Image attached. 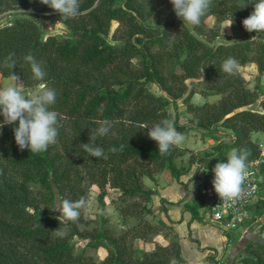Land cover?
<instances>
[{
  "label": "trees",
  "instance_id": "obj_1",
  "mask_svg": "<svg viewBox=\"0 0 264 264\" xmlns=\"http://www.w3.org/2000/svg\"><path fill=\"white\" fill-rule=\"evenodd\" d=\"M248 2L212 0L200 24L189 28L176 17L170 0H79V15L67 19L40 0H0V12L13 5L30 10L0 26V75L11 77L14 73L28 86H37L25 60L32 54L47 73V86L56 90L52 109L58 113L59 132L55 144L44 152L32 153L16 145L15 124L0 128V264H175L161 245L152 252L134 255L132 239L147 238L139 228L141 222L150 228L145 220L139 219L130 231L115 234L106 228L84 231L76 221L59 223L51 211L58 200L83 197L85 179L99 185L101 201L107 184L123 196L148 201L151 192L141 187L137 172L146 163L167 169L178 179L184 170L174 162L176 146L170 154L161 155L145 126L171 118L166 107L180 97L193 117L186 123L173 119L179 132L197 130L214 136L211 127L216 123L232 132L230 141L214 146L216 153L209 159L213 166L226 161L234 148L249 151L247 166L260 157L261 149L250 133L264 129V100L260 102L262 111L246 108L258 96L245 85L237 66L254 63L262 74L264 40L241 36L215 44L210 42L211 36L201 37H207L210 30L205 23L209 16L233 19L243 29L242 20L251 11L250 4L244 7ZM53 21L63 23L70 34H45L44 26ZM10 54L14 69L5 67ZM229 57L237 61L232 73L222 67ZM199 77L203 83L200 92L219 94L217 102L189 101L194 90L185 94L186 79ZM148 82L165 94L153 93ZM103 119L113 121L114 126L107 135L91 139L98 127L96 121ZM86 143L102 147L104 155L91 157L84 149ZM261 158L259 170L264 176ZM204 204L198 192L183 208L192 219H200L199 208ZM261 205L264 199L255 204L252 220L264 212ZM126 208L119 207L123 217L127 216ZM160 224L165 226L162 220ZM86 233V247L106 249L102 259L96 260L86 248L76 250L74 237L82 238ZM172 242L176 247L172 256L179 259V244ZM244 250V255L228 264H264V242L249 240Z\"/></svg>",
  "mask_w": 264,
  "mask_h": 264
},
{
  "label": "rangeland",
  "instance_id": "obj_2",
  "mask_svg": "<svg viewBox=\"0 0 264 264\" xmlns=\"http://www.w3.org/2000/svg\"><path fill=\"white\" fill-rule=\"evenodd\" d=\"M254 2V0H253ZM250 13L253 11V5L250 4ZM30 11L27 8H23L21 6L13 5L4 8L0 12V26L10 23L15 17L25 16V14ZM231 20H216L214 16H209L205 19V23L210 29L206 31L208 39L210 36L211 43H227L233 41L237 37L245 36V37H253L257 36V38H261L264 40V33H255L248 32L244 28H240L235 21H233L230 27H227ZM116 23H114V26ZM188 26V25H187ZM192 28V26H189ZM44 33L55 35L57 37H63L70 34L69 29L59 21H53L44 26ZM216 33L217 35L213 36ZM110 37V35H109ZM237 71L244 78L245 85L249 89H255L257 93V99L246 106V108H250L253 110L262 111V107L260 106V102L264 100V74L258 73L256 69L251 66V63H247L246 65L237 66ZM20 77V76H19ZM21 78V77H20ZM22 79V78H21ZM202 77L186 79L187 83V94L190 90H194L193 94L190 96L189 101L194 104H204L217 102L219 99V94L205 92L201 93L200 90L203 87V83H201ZM23 80V79H22ZM12 83L11 77H3L0 75V86H5ZM24 87L26 89H34L36 86H28L23 80ZM148 88L155 94H165V92L160 89L156 84L148 82ZM167 113L170 115L172 119L177 117L178 122L186 123V121L193 117V114L186 111V103L183 102V97L178 98L174 104H169L166 107ZM212 130L214 136L211 134L202 133L197 130H184L181 133L184 134L185 140L179 146H176L177 152L174 156L175 164L181 169L183 172L179 176L180 179L179 185H185V188L191 195L189 197L195 196L198 192L201 193L202 198L206 201L208 198L206 193H202L204 188H209L212 186L211 180L214 178V173L209 171L212 169L213 163L209 160L215 153L214 146L218 143L228 142L231 140L232 132L225 126L220 124H213ZM258 132V133H255ZM250 133V138L256 142L261 151L264 152V129L260 131H255ZM253 135H256L255 137ZM263 155V154H262ZM264 157V156H263ZM204 158V161L200 162V159ZM263 164V162H262ZM146 167L143 169H138L137 172L139 174L140 185L144 190H149L150 196L149 200L145 201L144 198H139L135 195H126L123 196L121 191L118 188L110 187L108 184L105 187V195L103 196V201L99 200L100 188L96 183H91L89 179H85V194L84 198L88 200V206L86 208L81 209L80 218L76 221L78 227L83 229L84 231H91L93 228L98 231L102 228H106L112 233L119 234L121 231L128 230L133 227L139 219L147 221L150 225V228H147V225H143L144 222L139 224V228L143 229L146 232L145 239L143 241L153 240L155 243V247L159 245L158 241L166 242V245L163 247L167 248V254L170 256V260H172L175 264H186L185 260H182L181 257L179 259L177 257L172 256L173 251L176 248L172 241H176L179 244L178 238H174L176 231H172L168 229V225L162 226L160 224V220L166 216V207L164 203L167 200L161 197L160 192L158 190L159 185H164L162 189L165 188L166 185L170 184L172 180H175L173 176L170 175V172L164 168H155L151 163H146ZM197 165L204 166L201 168H197V170L192 173V170ZM264 167V164H263ZM147 172L150 173V177L147 176ZM173 177V178H172ZM168 182H165V180ZM177 179V178H176ZM211 185V186H210ZM213 187V186H212ZM262 196L264 198V190L262 192ZM184 198H188L185 196ZM189 198V199H190ZM188 199V200H189ZM183 200V199H182ZM179 200L175 202V204H181V209L183 204L186 201ZM132 203H136V207L132 208ZM173 204V205H175ZM128 207L127 216L123 217L120 214L119 207ZM263 209V205H261ZM147 209H150V212H147ZM52 209L51 213L57 216L60 215L58 211H54ZM140 210L145 212H140ZM167 218V217H166ZM163 221V220H162ZM165 223V222H164ZM150 229V230H148ZM241 228H238L240 230ZM245 229L250 231L247 234L248 240L261 241L264 242V212L262 215L257 218L256 221H253L248 227ZM61 232H65L64 229H61ZM230 232V231H229ZM232 232V231H231ZM158 235L160 236L158 238ZM131 238V237H129ZM134 237L132 239V247L135 249L134 255H142L144 250L138 249L135 246ZM75 239V248L76 250H80L82 248H86V251L92 254L96 260H100L106 254V249L103 246L94 247H86V243L89 239V235L86 233L82 238ZM242 242L240 245L234 242V238L227 241L225 244L224 250L227 251V254L230 253L231 256L228 258L223 252L220 255L218 260H213L207 262H203L201 264H228L233 259L240 257L245 254L244 247L247 241ZM180 246V245H179ZM155 250V249H154Z\"/></svg>",
  "mask_w": 264,
  "mask_h": 264
},
{
  "label": "clouds",
  "instance_id": "obj_3",
  "mask_svg": "<svg viewBox=\"0 0 264 264\" xmlns=\"http://www.w3.org/2000/svg\"><path fill=\"white\" fill-rule=\"evenodd\" d=\"M212 0H170L176 17L182 24L197 26L210 9ZM40 3L47 5L59 16L74 18L79 15V0H40ZM248 4L253 5V11L242 20L244 29L248 32L264 33V0H249ZM243 7V8H244ZM233 19L227 27H230ZM253 36L252 39H256ZM12 55L5 60V67H15ZM25 60L30 64L33 79L37 86L34 89H26L23 80L12 73V83L0 86V116L3 117L0 128L4 125H16L13 127L14 140L20 150L27 149L32 153H40L47 150L49 145L55 144L58 137V113L52 109L56 103V90L47 86L46 75L42 64L32 54H28ZM237 61L229 57L223 62V70L232 73L235 70ZM204 70V69H203ZM202 70V72H203ZM98 127L92 131L91 139L103 137L109 133L114 122L108 119L96 121ZM148 129V137L158 145V152L161 155L170 154L173 146H179L185 140L183 133L176 128L175 121L171 118H164L153 124ZM84 149L91 157H102L104 149L94 143L83 144ZM115 151V149H111ZM247 149H232L228 152L226 161H218L212 168L214 179L213 188L220 198L225 202L234 203L242 198L244 194L243 184L247 177ZM204 166L197 165L193 168ZM88 200L81 197L72 201L69 199L58 200L54 211L60 215L57 217L67 223L77 221L80 218L81 209L88 206ZM58 229V228H57ZM56 229V230H57ZM54 230V231H56Z\"/></svg>",
  "mask_w": 264,
  "mask_h": 264
},
{
  "label": "crops",
  "instance_id": "obj_4",
  "mask_svg": "<svg viewBox=\"0 0 264 264\" xmlns=\"http://www.w3.org/2000/svg\"><path fill=\"white\" fill-rule=\"evenodd\" d=\"M251 66L256 69L254 63H251ZM253 136L255 137L256 135ZM209 171H212V169ZM174 179L164 189H162L164 185L160 184L158 190L161 197L167 200L164 203L166 216L162 220L165 222V225H168L169 230L176 231L177 235H174V238H178L179 240L180 257L182 260H185L186 264L208 263L213 260L211 259L213 258L212 256H215L214 261L218 260L223 252L229 258L232 253L228 255L227 251L224 250L227 241L234 238V242L240 245L242 242L248 240L246 236L250 229L241 228L232 232L222 229L220 224L212 220L205 212V206L199 208L200 219H192L191 213L188 210H185L183 207L181 209V202L179 205L175 204V202L182 199V201L191 200L192 197H189L191 193L187 191L185 185H179L180 179ZM213 179H210L211 183ZM178 180L179 182H177ZM165 182H168V180L166 179ZM185 196L188 198H184ZM148 240L143 241L137 237L134 239L135 246L138 249L144 250V252H152L155 249V243L153 240ZM158 243L161 246L166 245L165 240L164 242L158 241Z\"/></svg>",
  "mask_w": 264,
  "mask_h": 264
},
{
  "label": "built area",
  "instance_id": "obj_5",
  "mask_svg": "<svg viewBox=\"0 0 264 264\" xmlns=\"http://www.w3.org/2000/svg\"><path fill=\"white\" fill-rule=\"evenodd\" d=\"M261 156H264L263 151H261L259 158L248 164L247 177L243 184L244 194L242 198L231 203V206H229V202L220 200L212 187L213 185L202 190V193H206L208 196L204 204L205 212L212 220L220 224L222 229L226 231H234L238 228L245 229L257 220V218L252 220L255 204L260 199H264L262 196L264 176L259 170V164L262 161Z\"/></svg>",
  "mask_w": 264,
  "mask_h": 264
}]
</instances>
